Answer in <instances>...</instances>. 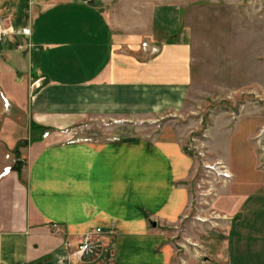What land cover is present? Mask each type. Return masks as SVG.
<instances>
[{
  "label": "crops",
  "instance_id": "0c3cea01",
  "mask_svg": "<svg viewBox=\"0 0 264 264\" xmlns=\"http://www.w3.org/2000/svg\"><path fill=\"white\" fill-rule=\"evenodd\" d=\"M84 1L33 0L1 38L0 264H176L166 228L189 207L194 162L181 141H69L63 130L177 110L191 46L174 36V3ZM228 214L186 264H264V192L238 194ZM92 231L103 254L77 256Z\"/></svg>",
  "mask_w": 264,
  "mask_h": 264
},
{
  "label": "rangeland",
  "instance_id": "374dc122",
  "mask_svg": "<svg viewBox=\"0 0 264 264\" xmlns=\"http://www.w3.org/2000/svg\"><path fill=\"white\" fill-rule=\"evenodd\" d=\"M160 1L175 4L181 32L174 36L191 46L192 74L183 105L148 117H80L63 132L69 141H181L194 159L187 181L190 204L166 231L176 247V264H186L201 257L200 234L229 220L238 194L264 192L257 190L264 183V0ZM19 2L0 0L1 37L19 32L13 16L28 15L34 5L33 0ZM24 49L17 47L21 54ZM0 108H6L4 102ZM18 119L25 124L24 114ZM101 247L94 245L86 255L97 258Z\"/></svg>",
  "mask_w": 264,
  "mask_h": 264
},
{
  "label": "built area",
  "instance_id": "2783aa9c",
  "mask_svg": "<svg viewBox=\"0 0 264 264\" xmlns=\"http://www.w3.org/2000/svg\"><path fill=\"white\" fill-rule=\"evenodd\" d=\"M3 33V32H2ZM1 33H0V39H1ZM97 231H100L99 229H97ZM93 234L90 232L89 234H87L84 239L81 240V242H79L75 248L74 253L81 257L85 254H87L92 248H93V239H91V236Z\"/></svg>",
  "mask_w": 264,
  "mask_h": 264
},
{
  "label": "water",
  "instance_id": "95a60500",
  "mask_svg": "<svg viewBox=\"0 0 264 264\" xmlns=\"http://www.w3.org/2000/svg\"><path fill=\"white\" fill-rule=\"evenodd\" d=\"M17 164H18V166H20V165H21V161L18 160V161H17ZM149 223H150V225L153 226V227L156 226V222H155V221H149Z\"/></svg>",
  "mask_w": 264,
  "mask_h": 264
}]
</instances>
